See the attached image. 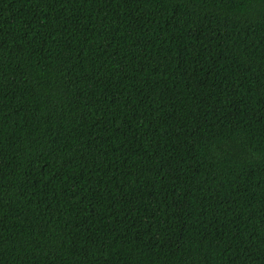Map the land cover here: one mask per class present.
Segmentation results:
<instances>
[{"label":"trees","instance_id":"1","mask_svg":"<svg viewBox=\"0 0 264 264\" xmlns=\"http://www.w3.org/2000/svg\"><path fill=\"white\" fill-rule=\"evenodd\" d=\"M0 264H264V0H0Z\"/></svg>","mask_w":264,"mask_h":264}]
</instances>
